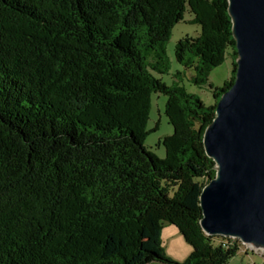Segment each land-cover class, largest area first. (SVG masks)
<instances>
[{"label":"trees","instance_id":"trees-1","mask_svg":"<svg viewBox=\"0 0 264 264\" xmlns=\"http://www.w3.org/2000/svg\"><path fill=\"white\" fill-rule=\"evenodd\" d=\"M228 0H0V264H229L238 239L207 236L200 197L216 178L203 144L234 84ZM191 13L201 32L179 40L195 86L228 57L232 76L205 105L166 85V52ZM156 61H149V55ZM178 74H180L178 72ZM167 97L165 158L145 147L152 96ZM164 223L193 249L162 247ZM228 242L226 246L223 243Z\"/></svg>","mask_w":264,"mask_h":264},{"label":"water","instance_id":"water-1","mask_svg":"<svg viewBox=\"0 0 264 264\" xmlns=\"http://www.w3.org/2000/svg\"><path fill=\"white\" fill-rule=\"evenodd\" d=\"M228 3L236 79L203 138L216 178L200 197L201 228L264 252V0Z\"/></svg>","mask_w":264,"mask_h":264},{"label":"rangeland","instance_id":"rangeland-1","mask_svg":"<svg viewBox=\"0 0 264 264\" xmlns=\"http://www.w3.org/2000/svg\"><path fill=\"white\" fill-rule=\"evenodd\" d=\"M192 18L193 15L188 12L186 13L184 20L175 25L166 47L167 55L172 61L171 71L168 75L156 74V77L160 78L168 86L179 82L180 86L185 87L188 92L198 96L205 105L211 106L216 102L213 96L214 90L221 88L232 76V60L228 57L223 64L213 70L209 78V83L212 86V89L210 86H195V84L190 81L192 71L185 70L177 63L175 57V47L177 46L179 40L184 39L185 37L198 36L201 32L200 27L191 22ZM149 57V61H156V56L152 55V53ZM178 72L180 74H178ZM152 102L153 106L150 113V119L147 122V127L149 130H152L156 125H158V129L146 136L144 145L149 152L164 159L166 149L161 142L163 138L173 134V127L168 123L169 120L165 115L167 97L163 94H156L152 96ZM161 242L167 257L176 263H183L193 252L190 244L187 243L176 227L169 223H164ZM238 245L239 253L236 258L234 257L230 260L229 264H264L263 251L254 250L243 244ZM151 264L163 263L154 262Z\"/></svg>","mask_w":264,"mask_h":264},{"label":"built area","instance_id":"built-area-1","mask_svg":"<svg viewBox=\"0 0 264 264\" xmlns=\"http://www.w3.org/2000/svg\"><path fill=\"white\" fill-rule=\"evenodd\" d=\"M233 239H235V238H233ZM228 244V242H225V243H223V246H226Z\"/></svg>","mask_w":264,"mask_h":264}]
</instances>
